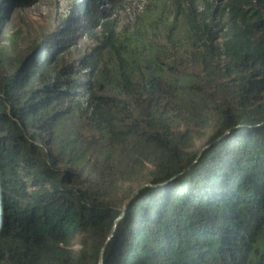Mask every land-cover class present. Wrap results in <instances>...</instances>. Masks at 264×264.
Here are the masks:
<instances>
[{"label": "trees", "instance_id": "16d2710c", "mask_svg": "<svg viewBox=\"0 0 264 264\" xmlns=\"http://www.w3.org/2000/svg\"><path fill=\"white\" fill-rule=\"evenodd\" d=\"M40 1L0 0V34ZM57 25L0 48V264H264V0H70Z\"/></svg>", "mask_w": 264, "mask_h": 264}, {"label": "rangeland", "instance_id": "374dc122", "mask_svg": "<svg viewBox=\"0 0 264 264\" xmlns=\"http://www.w3.org/2000/svg\"><path fill=\"white\" fill-rule=\"evenodd\" d=\"M70 0H41L31 8H18L8 17L5 31L0 34V48L9 49L13 54L26 50L34 41L50 35L62 18ZM79 135L88 138L86 128L75 124ZM203 141L196 143L199 149Z\"/></svg>", "mask_w": 264, "mask_h": 264}, {"label": "water", "instance_id": "95a60500", "mask_svg": "<svg viewBox=\"0 0 264 264\" xmlns=\"http://www.w3.org/2000/svg\"><path fill=\"white\" fill-rule=\"evenodd\" d=\"M207 146H205V147H202L199 151H198V153H197V155H196V159H195V161H193V163H195L196 162V160H198V158L201 156V154H202V152L205 150V148H206ZM154 188L155 186L154 185H151L150 183H145V185H142V186H140L139 188H136L126 199H125V201H124V203H123V206H122V212H121V214L118 216V217H116V219H115V221H114V224H113V226H115L123 217H124V214H125V210H126V206L131 202V201H134V200H136V198L138 197V194H139V192L140 191H142L143 189H145V188Z\"/></svg>", "mask_w": 264, "mask_h": 264}]
</instances>
